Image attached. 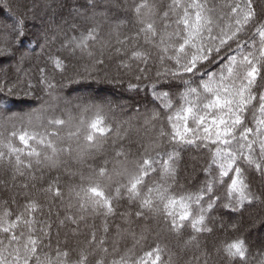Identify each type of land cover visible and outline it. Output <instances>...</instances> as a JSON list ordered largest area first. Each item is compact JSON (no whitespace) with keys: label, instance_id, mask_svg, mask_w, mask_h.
Masks as SVG:
<instances>
[{"label":"snow or ice","instance_id":"6c2138e0","mask_svg":"<svg viewBox=\"0 0 264 264\" xmlns=\"http://www.w3.org/2000/svg\"><path fill=\"white\" fill-rule=\"evenodd\" d=\"M258 3L260 13L254 7ZM48 7L52 12L45 20L36 15L28 0H0V64L11 60L22 64L30 52H35V48L24 51L27 40L34 39L43 52L57 40L58 34L62 37V49L86 51L91 66L86 67L85 73L68 77L60 92H56V85L42 78L46 91L40 97L10 85L7 80L0 84V164L6 163L11 169L8 179L0 180V184L15 186L17 179L25 176V170L33 169V161L48 170L63 168L70 180H78L68 189L69 209L74 200L81 212L109 217L116 213L114 204L126 197L138 205L139 210L134 213L137 218L144 219L147 213L162 217L173 232L190 223L193 235L189 242H194L199 234L215 231L209 225L216 219L210 214L217 210L220 200L218 196L213 198L217 184L227 181L228 202L222 209L242 214L260 205V212L264 213V192H253L245 175L246 168L264 175V0H225L220 6L212 0H168L162 8L155 0H133L130 11L137 31L117 38L115 45L101 44L98 55L88 50L100 34L97 21L117 20L112 13L119 11L120 5L113 0H72L71 6L61 3L59 10L68 9L71 23L63 18L58 22L57 8L51 4ZM78 22L88 25L85 31H80ZM122 23L118 21L114 28L118 30ZM116 35L120 36L118 31ZM141 37L144 44L157 50L159 67L154 75L149 68L152 53L137 42ZM105 53L108 59L122 57L120 67L129 72L136 62V83L129 82L127 90H143L158 102V108L143 115L144 126L154 128L161 123L158 136L148 143L140 141L135 153L130 151L135 145L130 142L126 150L124 141H131L132 134L139 129L131 122H126L127 127L114 129L107 119L124 103L99 96L100 89L93 87H123L120 74L99 75L97 69L104 65ZM49 58L63 72V60L59 56ZM74 85L83 89V94H61L64 88L75 91ZM31 88L29 84L28 89ZM37 103L39 107H31ZM142 107L146 106L137 103L135 112L141 114ZM249 113L253 126H248ZM165 121L169 131L163 127ZM182 145L203 146L209 153L208 162L201 169L209 178L196 192L176 190L177 148ZM168 146L171 151L166 150ZM109 147L112 160L104 158L97 165V157L106 154ZM69 161L79 167L71 170ZM155 173H159V179L149 184L148 178ZM29 178L37 179L34 173ZM44 191L52 192L53 186L49 184ZM54 195H64L58 184ZM39 208L37 200L28 199L24 211L14 213L9 201L3 202L0 264H166L164 249L159 244L139 257L132 249L120 253L114 247L110 253L106 241H97L94 231L88 248L75 250L58 244L53 249L51 244H44L51 225L35 227L38 221L33 213ZM131 215L123 214L126 225H131ZM65 220L78 225L84 217L69 215ZM256 223L251 216L245 221L242 215L227 227L221 222L220 229L234 235L222 240L216 253H222L228 264H249L250 246L244 233L250 232ZM260 224L264 226V216ZM108 230L105 221L104 232ZM147 230L143 229L139 239L131 232L136 244L145 239L143 232ZM125 231L129 229L116 225L117 235ZM256 255L260 257L256 264H264V244ZM204 256L207 264L210 254L206 251ZM167 264H172L171 256Z\"/></svg>","mask_w":264,"mask_h":264},{"label":"trees","instance_id":"16d2710c","mask_svg":"<svg viewBox=\"0 0 264 264\" xmlns=\"http://www.w3.org/2000/svg\"><path fill=\"white\" fill-rule=\"evenodd\" d=\"M28 2L30 6L34 5V11L38 17L42 16L47 20L52 12V9L48 7V5L51 4L52 7L58 10V15L56 17L58 22L61 21L62 18L67 19L70 23L72 22L71 17L68 16L67 8L63 9L62 12L59 10V5L61 3L67 2L69 6H71L72 0H55V3L53 0H28ZM105 2H107V0H105ZM155 2L162 8L167 5L168 0H155ZM212 2L220 6L225 3V0H212ZM113 3L121 6L119 11L112 13L113 16L117 17V20H98L97 22L101 25L99 37L96 42L89 44L88 50L93 51L97 55L99 54L101 44L109 42L115 45L117 38H122L126 35L131 36L138 28L135 17L130 11L133 0H113ZM254 7H256L258 13L261 12L259 3L254 5ZM225 11H227V9H225ZM118 21H123V23L117 30L114 28V25ZM78 23L81 25L80 31H85L88 25L84 22ZM117 31L120 34L119 37L116 35ZM248 35H251V31H249ZM61 39L62 37L57 34V40L49 44L43 52H41L40 47L36 44L34 39L30 38L27 40L25 42L26 46L24 51L30 52L31 49L35 48V52H30L20 65L17 64L16 60H11L13 61V65H5L0 68V84H3V82L7 80L10 85L15 84L19 89L33 91L37 97H40L44 95L46 91V86L41 83V79L47 78L49 82L56 85V92H60L61 85L67 83L68 77L73 76L75 73H85L86 67L90 68L91 66V61L86 51L82 52L80 49H75V51H73L71 48L62 49L60 47ZM137 42L152 53V60L149 63V68L150 74L154 75L159 67L158 61L156 60L158 55L157 50L152 48L151 45L144 44L142 37L139 38ZM233 47H235V45H233ZM56 56H59L64 62L65 67L63 72L55 68L52 60L49 58ZM121 58L122 57L119 56H112L111 59H108V54L105 53V63L103 66H98L97 71L100 76H103L105 73L110 75L109 70L111 67H114V69H116L115 75L120 74L124 79L123 87H121V92H119L121 94H119L121 99L118 98V102H113H123L125 106L116 108L113 112L109 113L107 119L114 129L117 127H127L126 122H131L135 128L139 129L138 133L134 132L132 134L131 141H124L126 150H129L127 145L130 142L135 145L130 149L131 152L135 153L139 146V142L143 141L144 143H148L151 139L157 137L162 125L161 123H156L154 128L151 125H143V115L150 112L153 108H158V102H154L150 96H146L143 90L139 92L136 90H127L129 82L136 83L134 74H138L137 63H132V70L129 72L128 69L120 67L119 62ZM169 66H171V62H169ZM139 67H144V65L139 64ZM130 77H132L131 80ZM29 84L32 85L31 89H28ZM72 87L75 91L69 92L67 88H64L61 94L73 96L75 94L74 92L81 89L78 85ZM93 87L106 90V92L110 90V92H113L117 89L107 84L99 86L93 84ZM112 95L114 94L112 93ZM137 103L146 106L141 108V114H137L134 110ZM32 106L39 107V104H33ZM247 120L248 126H253L251 113H249ZM163 127L165 131L170 130L166 121L163 123ZM40 130L42 131V129ZM112 135L114 136L115 132H113ZM110 140L111 137L109 138V142ZM166 150L171 151L172 147L168 146ZM177 151L179 152V170L176 178V190L178 192H196L200 188L202 182L206 178H209L201 171L208 162L209 153L203 146L198 147L197 145H182L177 148ZM104 158L112 160L113 153L110 147L107 149L106 154L101 153L97 157L95 163L97 165L102 163ZM89 163H92V161L90 160ZM112 166V164L109 165L110 168ZM69 167L71 170H76L79 165L75 164L74 161H69ZM84 171L85 175H87L88 170L86 166ZM31 173L36 175L37 179L35 181L29 178ZM10 174V167L6 163L0 164V180L8 179ZM245 175L253 192L257 195L264 192V175H261V173L254 168H246ZM57 177H59L58 180ZM158 179L159 173H155L148 178L147 182L151 184L154 180ZM76 182H78V180L72 181L66 176L63 168L58 171L48 170L46 167L36 166L33 161V169L30 171L25 170V176L19 177L15 182V186L9 184L5 187L3 184H0V207H3V202L8 200L12 211L14 213H20L24 211V205L27 203L28 199L37 200L40 208L33 213L35 219L38 221L35 227L39 228L46 224L51 225L49 235L44 237V244H51L53 249H55L58 244L61 247L67 245L69 248L75 250L88 248L90 234L94 231L97 241L101 239L106 241L105 247L109 248L110 253L114 247L118 249L120 253L132 249L134 255L139 257L142 256L145 251L159 244L164 249L163 259L166 264L170 256L172 264H205L204 253L206 251L210 254L207 264H228L223 254H217L215 249L222 240L231 238L234 234L230 230L227 232L222 231L220 229L221 222L227 227L228 223L240 219L241 215L245 221H248L251 216L257 223L250 232L244 233L250 246L249 264H256V261L260 258L256 253L257 250L261 248V245L264 244V233H262L264 226L260 224V220L262 216H264V213L260 212L262 206L256 205L254 208L246 209L242 214L229 213L228 210L222 209L221 206L228 202L227 181L224 185L217 184L214 189L213 198L218 196L220 200L216 205L217 210L210 214L211 217L216 219L214 223H210L209 226L214 227L215 231L212 234L203 233L197 235L194 242H189L190 236L193 235L190 223H186L182 230L173 232L169 230L167 223H165L162 217L147 213L144 219L137 218L134 213L139 210L138 205L128 201L126 197L121 198L114 204L116 213L109 217H104L101 214H94L91 211L81 212L74 200L71 201L73 207L69 209L68 189L72 183ZM25 183L28 184L27 188L23 187ZM49 184L53 186V191L45 192L44 189L48 188ZM57 184L64 194L62 198L54 195ZM13 199L15 203H12ZM206 203L207 201H205V206ZM126 213L132 214L130 217V226L124 223L125 218L123 214ZM69 215L83 216L84 220L79 222L78 225L73 224L71 221L65 220V217ZM62 220L65 222L60 223ZM105 221L109 228L107 233L104 232ZM116 225H120L121 228H128L129 231L117 235ZM145 227L148 229L143 232L145 239L141 240L139 244H136V241L132 238L131 232H135L137 239H139ZM45 250L47 251V248Z\"/></svg>","mask_w":264,"mask_h":264},{"label":"rangeland","instance_id":"374dc122","mask_svg":"<svg viewBox=\"0 0 264 264\" xmlns=\"http://www.w3.org/2000/svg\"><path fill=\"white\" fill-rule=\"evenodd\" d=\"M5 65L6 66H11V65H13V61H8V62L5 61L3 64H0V68H2ZM109 72H110V75L109 76H113V75H115L116 69H114V67H111V69L109 70ZM121 89H122L121 87L120 88H117L113 92H110L111 90L110 91H107V92H106V90H100L99 93H100V96L101 97H108V98L112 99L113 101L118 102V98L121 99L119 97L121 95L119 93V92H121ZM83 92H84V90L83 89H80L79 91L74 92L75 93L74 95L83 94ZM112 93L114 95H112ZM69 96H71V95H69ZM31 107H33V106L31 105ZM262 233H264V229L262 230Z\"/></svg>","mask_w":264,"mask_h":264}]
</instances>
